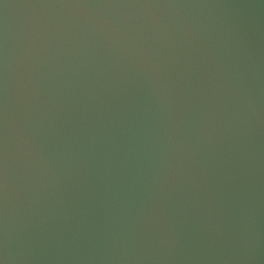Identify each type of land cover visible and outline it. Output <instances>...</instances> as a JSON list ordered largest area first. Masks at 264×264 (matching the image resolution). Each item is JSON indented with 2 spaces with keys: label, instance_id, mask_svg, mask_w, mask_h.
I'll list each match as a JSON object with an SVG mask.
<instances>
[{
  "label": "water",
  "instance_id": "water-1",
  "mask_svg": "<svg viewBox=\"0 0 264 264\" xmlns=\"http://www.w3.org/2000/svg\"><path fill=\"white\" fill-rule=\"evenodd\" d=\"M0 264H264V0H0Z\"/></svg>",
  "mask_w": 264,
  "mask_h": 264
}]
</instances>
